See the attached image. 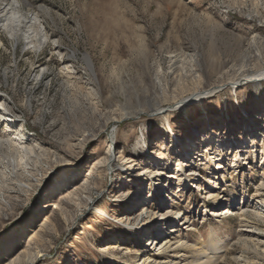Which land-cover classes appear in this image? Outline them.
<instances>
[{"label":"rangeland","instance_id":"rangeland-1","mask_svg":"<svg viewBox=\"0 0 264 264\" xmlns=\"http://www.w3.org/2000/svg\"><path fill=\"white\" fill-rule=\"evenodd\" d=\"M10 2L19 38L0 30V138L31 153L9 175L0 152V264H248L244 231L264 255L254 215L264 205V81L224 87L264 70V0ZM31 14L43 33L32 50ZM209 87L217 93L172 108ZM169 158H190L197 174L185 190L171 180L178 199H150L165 175L149 163ZM145 199L156 223L146 236L151 219L133 208ZM178 211L186 225L173 222Z\"/></svg>","mask_w":264,"mask_h":264},{"label":"bare ground","instance_id":"bare-ground-1","mask_svg":"<svg viewBox=\"0 0 264 264\" xmlns=\"http://www.w3.org/2000/svg\"><path fill=\"white\" fill-rule=\"evenodd\" d=\"M2 1H3V3H1V6H0V25H1L0 26V30L4 29L5 31L9 32V34H11V36L13 38V41L17 42V40L19 38V34L17 32L19 30L18 29L19 25H17V27H14V25H13L14 23H11V22L15 21V19L7 18V16H9V15L11 16L12 15V17H13V15L16 14L15 13L16 11H17V13L19 12L18 11L19 1H16V3L18 5H16V3H13V4H15V5H13L10 2V0H2ZM23 18L25 19V21L29 20L28 16H24ZM29 18H30V21H31L30 28H32V33H31L32 35L28 38V40L26 42L27 43L26 47L28 49L32 50V48H38L42 44L40 42H41V39L43 38V33H42V29L38 25L39 21L36 18V14H31V16H29ZM15 28H17V30ZM39 35H42V37H39ZM33 40H35L36 43H33ZM35 44H38V46L35 45ZM86 62L88 64V66L91 68L92 67V62H90L87 58H86ZM262 81H264V70L263 71H257L256 73H253V74L244 75L242 78L238 79L237 81L228 82L227 85L225 84L224 87H229L231 89H235V88H238V85H240L241 82H246V83L250 84L252 87H256ZM155 84H156V87H158L159 89H162L161 85H160V79L158 78V76H156V78H155ZM245 84H243V85H245ZM213 89L214 88H210L209 87V89H206L205 91L197 92L196 94H193L191 99H189L188 101L185 100V99H182L181 101L175 102L174 105L172 106V108L176 109V110H180V109H183V108H185V107H187V106H189L191 104H196L202 98H204L206 96H209V95H212L214 93H217V91L213 90ZM202 92H204V93H202ZM162 112H160V113H162ZM129 113H125V114L128 115ZM131 114H134V113H131ZM259 117L264 118V115H260ZM245 132L247 133V131H245ZM248 135L249 134H246L244 139H249L250 137ZM206 138L208 140V143L211 144V146H212L214 143L213 144L211 143L212 142L211 141V137H208V135H206ZM113 139H114V137L111 136L110 139H109L110 143H112ZM19 142H20L19 140L11 139L9 137H6V138H2L1 137L0 138V152H1V150H6V152L9 153L7 155L8 160L4 164L5 168H11L12 169V172L9 173V175H11V174H13V173H15L17 171L16 168L14 167V163H16V160L18 161L19 166L26 167L27 165H25L24 161L27 159L28 152H29V154L31 153L30 149L29 150L26 149L25 146L21 142L20 143ZM169 145H171V144H169ZM162 147H165V145H162ZM216 148H219V145H216ZM210 149L211 148H209L208 151ZM27 150H28V152H27ZM0 155H1V153H0ZM3 155H4V153H3ZM202 155L203 154H199V156H202ZM199 156H197V157H199ZM203 156H205V158L208 159V161L211 160V158H208V156H206V155H203ZM220 156H221V154L219 153L218 149H215L214 158L217 157V160L216 159H214V160L218 161ZM171 159L169 158L167 160H163L162 163H160V162L159 163H154L153 162L154 164L153 163H149V164L153 165V169L152 170L150 168H147V170L145 169L146 172H149L150 174H156L155 177H159L160 174L161 175H165L164 178H162L164 181H161L162 179H160V178L155 180L156 184L159 185L160 187H159V189L150 188L149 191L147 192V194L149 196L148 198L154 199L156 192L158 194H164V195H166L169 192H171L170 194H171V197H173L172 199H178L180 192L175 191V190L172 189V186H171L172 181L171 180H175L179 184V186L182 188V190H185V187L190 185V184H188L190 182V178L194 177V175L197 174V167H196L195 164H192L190 162V158L187 159V160L186 159H184V160L173 159L172 165L168 164V162ZM214 167H215V164L212 166V168H214ZM220 168H221V165H218V166L216 165V168H214V171H216L215 169H220ZM160 181H161V183H160ZM192 181L195 182L196 180H192ZM86 185H87V181H84V182L80 183L79 186L78 185L77 186H72L73 195L79 196L81 194V191L86 189ZM22 187H23V189H25L23 191L28 192V188L31 187V186L27 184L25 187L24 186H22ZM195 187L197 189L200 188V186H195ZM259 195H261L263 197L264 196V192L262 191V192H260L258 194V197L260 198ZM168 197H170V196H168ZM234 198L235 197L233 196V199ZM164 201L165 200H163L161 202V204H162L161 205V209H163V211H162L163 213H164L165 209L167 210V205L164 203ZM144 202H146V199L144 201H142L141 204L140 203L134 204L133 208H135L137 210V212H138L137 218H141V219H143V221H144V218H145V220L148 217H149V219H151V220H149V221H147L145 223L147 225H146V230H145L146 234H144V236H146L148 234V232L152 233V230H153V228H155L156 223L152 222V216L155 215L154 212L151 211L150 209H148ZM255 203L256 204L254 205L255 206V212H254L255 214L254 215L256 217L261 218L262 220H264V205L261 204V203H258L257 201ZM238 211L241 212L242 218L245 219V218L249 217L248 216V212H247V210L245 208L238 209ZM177 213H178V215H177V217L175 219H173V222L177 223V227H179L180 225H186L187 220H186V218H184L185 217L184 214H182L181 211H178ZM223 213L224 214H228L229 211H226V212H223ZM224 214H220V216L224 215ZM260 215H261V217H260ZM166 217L167 216H165L164 221L167 220ZM131 223L133 224V220L131 221ZM241 223H242V227H249L250 226L246 219L242 220ZM131 231H134V232L137 233L138 229L137 228L136 229H131ZM151 233H149V234H151ZM250 234H252V233H250ZM250 234L248 232H246V231H244L243 233H240L239 234V238H238V242L241 244V247H242L243 256H244V262L245 263L247 262L248 264H257L256 262H252V260L249 259V256L247 254L252 251L254 254L258 255V259L259 260L260 259L264 260V255L260 254L257 251V249H256V247L261 246L262 244L260 245L257 242H255L252 239L253 237ZM213 239L214 238H211V241ZM147 243H148V241H147ZM214 253H216V252L214 251ZM257 253H259L260 255L257 254ZM240 257L243 258L242 255ZM36 260H37V258L27 259V264H34V263H36ZM261 264H264V261Z\"/></svg>","mask_w":264,"mask_h":264}]
</instances>
